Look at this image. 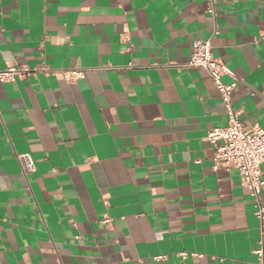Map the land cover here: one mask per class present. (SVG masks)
Wrapping results in <instances>:
<instances>
[{"label": "crops", "instance_id": "obj_1", "mask_svg": "<svg viewBox=\"0 0 264 264\" xmlns=\"http://www.w3.org/2000/svg\"><path fill=\"white\" fill-rule=\"evenodd\" d=\"M206 5L0 0V69L34 70L0 81V264H256L253 199L206 139L225 105L184 63L218 27L234 107L264 127V0H217L216 19Z\"/></svg>", "mask_w": 264, "mask_h": 264}, {"label": "built area", "instance_id": "obj_2", "mask_svg": "<svg viewBox=\"0 0 264 264\" xmlns=\"http://www.w3.org/2000/svg\"><path fill=\"white\" fill-rule=\"evenodd\" d=\"M206 1V11L216 19L218 14L217 0ZM219 32L217 27L212 37L194 40L192 53L184 66L207 70L221 94L228 115V123L224 126L213 127L206 136L214 149L213 167L215 169L224 167L227 170L238 169L241 183L248 189L253 199L255 215L259 221L260 237L258 246L254 249L257 256L256 264H264V127L257 124L248 125L241 119L240 112L234 107L232 94L238 77L231 72L224 60L215 55L212 49V38ZM41 70L46 71L48 69L44 67ZM33 71V68L28 65L8 63L3 69H0V81L23 79L30 76ZM54 75L71 82L84 77L85 71L83 69H62L56 70ZM225 75H231L234 82H225L223 79ZM17 157L26 175L37 171V165L31 153H21ZM110 221L111 218L109 217L104 219L105 223ZM181 255L185 258L199 256L195 252H183ZM164 257L159 256L157 258Z\"/></svg>", "mask_w": 264, "mask_h": 264}]
</instances>
